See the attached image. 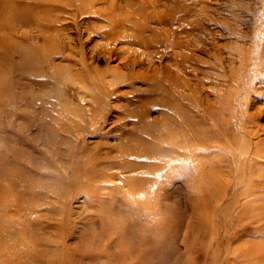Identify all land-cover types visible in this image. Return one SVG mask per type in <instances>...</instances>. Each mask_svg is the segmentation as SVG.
Wrapping results in <instances>:
<instances>
[{
	"label": "rangeland",
	"instance_id": "rangeland-1",
	"mask_svg": "<svg viewBox=\"0 0 264 264\" xmlns=\"http://www.w3.org/2000/svg\"><path fill=\"white\" fill-rule=\"evenodd\" d=\"M1 26L0 50L12 53L11 61L23 60L16 52L21 42L3 34L19 30L35 36V41L22 43L32 51L38 75L33 77L34 89L19 90L27 102L19 105L20 116L31 120L18 118L19 134L4 143L22 151V162L30 156L34 168L40 163L63 181L58 192L34 196L26 187L34 191L44 178L29 176L23 166H0L1 206L6 196L45 204L26 216L39 214L52 226L46 230L69 254L67 264H264V0H9L6 9L0 8ZM259 53L263 60L256 61ZM54 63L59 68L74 65L78 83L101 87V108L95 104V91L87 90L81 98L78 83L70 77L62 79L61 103L54 109L45 102L49 90L38 82ZM232 69L241 70L237 82ZM185 94L191 95L189 102L178 98ZM70 96V107H65ZM176 101L180 108H175ZM91 105L94 109L87 110ZM239 111L257 130L253 139L260 141L258 151L245 155L241 166L230 161L229 144H219L222 135L230 140L242 135L234 128ZM135 112L148 119L133 124ZM177 112L193 118L188 124H193L192 140L185 148L191 153L180 156L160 149L154 188L129 191L116 174L127 168L82 172L87 165L81 158L90 151L105 156L108 150L119 159L121 151L140 143L135 136L120 137L126 124L127 130H154L159 138L146 142L148 149L168 143L171 134L182 138L187 124L176 122ZM82 118L90 121L86 133L66 137L63 129L78 127ZM164 119L167 127L161 130ZM213 119L219 126L230 123L225 133L219 129V137L210 135ZM96 121L102 125L100 132L91 129ZM147 122L155 126L147 127ZM47 128L54 137L62 132L60 142L70 148L64 164H52L49 141L42 138L46 133H39ZM125 140L130 142L127 147ZM178 156L189 161L185 172L166 165ZM68 161L77 162L78 169ZM152 170L158 167L151 164L139 172L148 175Z\"/></svg>",
	"mask_w": 264,
	"mask_h": 264
},
{
	"label": "bare ground",
	"instance_id": "bare-ground-1",
	"mask_svg": "<svg viewBox=\"0 0 264 264\" xmlns=\"http://www.w3.org/2000/svg\"><path fill=\"white\" fill-rule=\"evenodd\" d=\"M9 4V0H0V8L6 9V7ZM24 15V13L22 14ZM160 20H162L160 18ZM17 23V22H16ZM18 24V23H17ZM15 24V25H17ZM2 25H4L2 23ZM13 25V24H12ZM18 26V25H17ZM16 26V27H17ZM30 26V25H29ZM5 27H7L5 25ZM11 27V26H10ZM21 27V26H20ZM2 28V26L0 27ZM12 28V27H11ZM19 31V30H18ZM15 32L13 33H4L3 35L8 37L9 39H12L13 36H17L18 40L13 39L14 42H21L16 46V52L19 58L23 59L22 61H11L12 60V53L6 51L0 50V166H4L6 168L8 165H15L17 167L23 166L28 170L29 176H35L37 175L39 178H44L46 182L43 180L38 182L37 188L33 191L30 187H26L27 191L33 193L34 196H39L41 193L44 194L46 191L50 192H58L59 184H62L63 181L61 180V175L57 172V174L48 171L45 167L42 168L40 163L37 164V161L35 162L37 166L34 168V161L32 160V157L28 156L24 162L21 160V150L17 149V146H9L7 143L5 144V140L9 138L11 135H15L16 133L19 134V130L16 129V126H20L21 122L16 123L18 118L23 119V122H29L31 119L27 116H20L22 115L21 112H19V105L22 103H27L25 95L22 96V92L26 89L31 90L35 88L34 78L37 71L35 65L33 66L34 62V56L32 51H30L27 43L23 44L22 42H32L35 41V36L32 34H29L28 31L24 32ZM25 35V38L23 37ZM0 37H2V34H0ZM3 38V37H2ZM71 38V37H69ZM12 41V40H11ZM141 43V42H139ZM146 47V46H145ZM146 49V48H145ZM230 51L235 49L229 48ZM96 50V49H95ZM178 58L177 53L174 55ZM100 58V57H99ZM242 58V56H240ZM263 60L260 59V53L256 56V61ZM2 61V62H1ZM226 61V60H225ZM233 59H230L229 62L232 64ZM9 62V63H8ZM235 62V61H234ZM263 62V61H262ZM6 63H8L7 67H3ZM248 63V62H247ZM245 64V68L248 67V64ZM74 65H70L64 68H59L57 64H52V67L50 69V72H47L44 74L45 78L43 80H40L38 84L40 87H43L44 89H48L49 91L45 92V95L43 96L45 99V102L51 103V106L55 109V106L58 105L59 99H62V97L65 95V90L61 86L62 79H66L67 77H70L69 80L73 82H77L74 72ZM240 71L239 69H232V74L234 77L235 82L238 81L240 78ZM82 71L80 70L79 73ZM38 77V75H36ZM242 82V80H241ZM78 83V82H77ZM249 81L243 82L244 88L248 87ZM134 85V84H133ZM92 84V88L85 82V83H78V86L76 87V91H78V95L83 98L85 97V94L87 93V90L95 91L96 98L95 104L98 103L99 105L103 103L104 97L101 95V87H97ZM136 88V87H134ZM239 88V87H236ZM22 89V92H19V90ZM82 92V93H81ZM180 92V90H178ZM77 94V92H75ZM182 97V98H181ZM178 97L181 101L189 102L191 95L185 94L184 96ZM236 98V97H235ZM67 101H64L65 107L69 106L70 100L73 99L72 96L69 98H66ZM70 99V100H69ZM183 99V100H182ZM192 99V98H191ZM31 102V99L29 100ZM59 102V103H58ZM174 104L175 108H180L179 101H176ZM102 105H100L101 108ZM165 110H168L170 112L173 111V108L169 106L166 102H164ZM174 108V109H175ZM94 105L88 106L87 110H93ZM49 113V111H48ZM47 113V115H48ZM178 113V112H177ZM70 117V114H67ZM92 115V114H91ZM130 115V114H129ZM133 117H135V121H131L133 124L137 123L140 120H146L148 119L147 115L144 117V115H141L138 112H135L131 114ZM91 118V121L95 119ZM177 118L178 122L180 120V123L186 122L185 129H183V136L182 138L174 137L172 138L171 134L170 139L168 143H156L151 149L145 148L144 144L148 141L155 140L158 137L157 134H155L151 128L147 129L145 126L143 128H135L127 130L126 125L121 128L119 131L120 137L123 135H131L138 138L140 143H135V145L130 146L129 148H126L125 151H121L122 154H120L121 158L118 159V155H110V151H105V156L99 155L98 153H93L90 151V156L86 158H81L83 160V163L86 164L83 165L85 168H82V172L85 174H96L98 168L105 169V168H112V167H120V168H127V169H121L116 174H119V180L120 182L126 184L129 188V191L140 193L141 190L145 188H154L156 184L159 183L157 178L159 177V168H160V159L157 158L156 154H160V149L163 152H177L181 155H186L191 153V149H185L186 146L191 142V132L190 128L192 125H188L191 122L193 123V118L191 117H183L178 115L175 116ZM49 118V117H48ZM85 118H82L80 121H78V127L74 129H63L67 134L66 137H74L78 138L82 135V133H86L84 128L85 123H89V120H84ZM196 119V118H195ZM234 128L242 133L241 136H239L236 139H228L227 137L224 138L222 135V138L220 136V130L222 129V133L226 132V129L228 126H230L229 122H222V126H219L218 122L213 119L212 127L213 129H210V135L219 137L221 140L220 146L221 148H225V144H229L231 147V152L233 153V157L230 158V161L238 162L236 163L238 166H241V161L245 157V155L250 154L251 152H257L258 147L260 145V141L254 140L253 136L257 134V130L253 127L254 125L250 122H245L240 116V111L235 113L234 117ZM200 120H198V123ZM155 126L151 122H147L145 125L147 127ZM83 128H82V127ZM135 126V125H134ZM167 127V120L162 123V128ZM50 127V125H49ZM20 129V128H19ZM93 130H96V132H100L102 130V125H100L99 122L96 121V123L93 124L92 128ZM179 128H177L178 130ZM21 130V129H20ZM166 130V128L164 129ZM188 130V133L186 131ZM219 130V132L217 131ZM22 131V130H21ZM208 132V133H209ZM39 133L42 135L44 133L45 137H42L46 141H49V148L48 152L50 153L52 157V164L61 165L64 164L66 160V151L70 150L69 146H66L65 143L63 144L60 142L62 138V132L57 131L56 137L54 135H51V131L49 128H47V132L45 130H40ZM221 133V134H222ZM178 135V133H175ZM9 136V137H8ZM28 134H24L25 139L27 138ZM28 139H31V137L28 136ZM63 139V138H62ZM166 139V138H165ZM55 140L58 142L56 143ZM223 140V141H222ZM125 144L124 146L127 147L128 143H130L128 140L123 141ZM59 143V144H58ZM2 146V147H1ZM129 146V145H128ZM4 147V149H3ZM79 147V146H78ZM80 149L83 147L80 146ZM88 149V148H87ZM78 150V149H77ZM86 151L84 150L83 153ZM65 153V154H64ZM125 154L126 157H123ZM56 156V157H54ZM80 159V158H79ZM75 162V160H73ZM69 162L74 165L75 171L78 169L76 168L77 162ZM51 164V162H49ZM48 163V164H49ZM154 165L158 167V170H152L150 174L143 175V173L139 172V170L146 169L149 165ZM130 165V166H129ZM166 165L169 166L170 169L173 171H183L185 172L187 168H189V161L186 159V157H176V160L174 161H168ZM46 166V165H45ZM200 168V165L198 166ZM34 168V169H33ZM80 171V170H78ZM87 172V173H86ZM127 173V175H123V173ZM144 172V171H143ZM32 173V174H31ZM28 178V177H27ZM52 179V183L48 181L49 179ZM142 179V183H138L137 179ZM240 178V177H239ZM110 179V178H109ZM238 179V177H236ZM248 181L250 182L251 180ZM137 181V182H136ZM246 184L248 186V183L246 181ZM244 188H247L246 186ZM25 189V190H26ZM132 189V190H131ZM25 196V195H24ZM94 199V198H93ZM5 201H3V206L0 205V215L6 214V212L10 210V219L8 217V212L6 214V217L0 218V264H67V260L70 258L69 254L66 255L62 249H59L58 245L55 243L54 240L51 239L52 234L50 231H47L46 229L50 230L52 226L49 223H45L43 219L41 218V215H36L34 213L30 214L31 217H27L26 213H30L31 211L39 212L42 207L45 204H33L34 202H18L15 197L6 196L4 198ZM137 201V199L135 200ZM143 204H146L143 200ZM142 204V205H143ZM6 207L9 208L5 209ZM11 207V208H10ZM52 207V206H51ZM50 207V208H51ZM29 210V211H28ZM50 211V209H47ZM5 211V212H4ZM51 211H53L51 209ZM152 215H157V213H153Z\"/></svg>",
	"mask_w": 264,
	"mask_h": 264
}]
</instances>
